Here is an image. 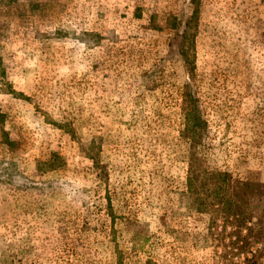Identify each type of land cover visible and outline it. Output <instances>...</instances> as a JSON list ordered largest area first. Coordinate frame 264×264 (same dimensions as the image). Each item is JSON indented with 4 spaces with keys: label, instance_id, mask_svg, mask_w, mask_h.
Segmentation results:
<instances>
[{
    "label": "rangeland",
    "instance_id": "374dc122",
    "mask_svg": "<svg viewBox=\"0 0 264 264\" xmlns=\"http://www.w3.org/2000/svg\"><path fill=\"white\" fill-rule=\"evenodd\" d=\"M196 3L183 33L190 0H0V264H246L261 248L190 208L182 95L210 167L231 189L264 183V0Z\"/></svg>",
    "mask_w": 264,
    "mask_h": 264
},
{
    "label": "trees",
    "instance_id": "16d2710c",
    "mask_svg": "<svg viewBox=\"0 0 264 264\" xmlns=\"http://www.w3.org/2000/svg\"><path fill=\"white\" fill-rule=\"evenodd\" d=\"M197 0H190L193 5L192 13L183 23V33L187 32L189 19L196 12ZM177 26L171 22L172 26ZM174 28V27H172ZM185 70L188 79L193 76V69L188 66V56L184 57ZM186 88V87H185ZM183 111L185 117L184 134L187 135L188 162L185 177V193L189 197L190 208L197 214L208 213L210 218L218 217L224 223L240 227L246 224L253 242H260L261 248L251 257H246V264H257V258L264 255V207L259 215H254L247 207L251 194L263 195L264 183H248L238 188L229 187V176L225 171H218L210 167L208 159L198 150L201 148V136L205 127L204 120L195 107V99L187 91L183 93ZM54 153L51 157L41 162L51 168Z\"/></svg>",
    "mask_w": 264,
    "mask_h": 264
}]
</instances>
